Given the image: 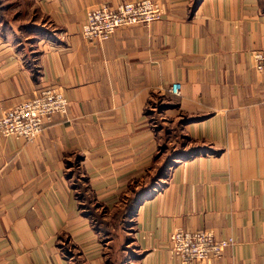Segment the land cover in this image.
<instances>
[{
  "label": "crops",
  "instance_id": "obj_1",
  "mask_svg": "<svg viewBox=\"0 0 264 264\" xmlns=\"http://www.w3.org/2000/svg\"><path fill=\"white\" fill-rule=\"evenodd\" d=\"M124 1L0 10V115L47 87L69 100L34 142L0 135V264H181L175 230L234 238L204 264H264V80L250 61L264 48L260 0H155L149 26L82 37L89 9ZM157 117L208 151L177 158L134 204L167 141Z\"/></svg>",
  "mask_w": 264,
  "mask_h": 264
},
{
  "label": "built area",
  "instance_id": "obj_2",
  "mask_svg": "<svg viewBox=\"0 0 264 264\" xmlns=\"http://www.w3.org/2000/svg\"><path fill=\"white\" fill-rule=\"evenodd\" d=\"M162 16L161 5L155 0H129L116 6L100 4L87 11L81 35L88 42H104L120 28L149 26ZM251 65L264 80V48L250 54ZM172 96L180 95L179 84L168 89ZM69 100L60 88L47 87L21 101L0 115V135L20 137L34 142L44 124L55 114H65ZM170 252L181 264L198 261L202 264L220 259L226 248L235 246L233 237L216 238L210 231L175 230L170 236Z\"/></svg>",
  "mask_w": 264,
  "mask_h": 264
},
{
  "label": "rangeland",
  "instance_id": "obj_3",
  "mask_svg": "<svg viewBox=\"0 0 264 264\" xmlns=\"http://www.w3.org/2000/svg\"><path fill=\"white\" fill-rule=\"evenodd\" d=\"M2 4V6H1ZM11 4H13V0H3L2 3H0V10H2V13L9 16V18H12L13 12H15L16 8H14ZM7 6L9 8H7ZM2 7V9H1ZM254 51V50H253ZM252 52V51H251ZM251 54V53H250ZM157 121L159 125L163 126L165 128L164 132H168L166 137L167 141L164 142V145L160 148L159 152L153 157V162L151 163V169L149 174V179L147 180V183L151 186L152 182L156 184L159 183L157 177L162 179L165 177L168 173L169 167L173 165L174 162H176L180 154L183 152H188L192 149H196L198 147H201L197 143L184 138L182 134L180 133L179 128L176 125H170L168 118L164 120H160L159 117H157ZM164 121V122H163ZM163 122V123H162ZM169 134V136H168ZM176 160V161H175ZM84 181H80L79 185L82 186V183ZM149 186V185H148ZM146 188V187H144ZM143 186H140L136 189L135 186L131 189V192H129V196H137L138 192L144 189ZM98 210L101 211L102 215L105 213L107 217L110 218L111 213L107 214V210L104 208L97 207ZM100 213V212H99ZM130 224V223H129ZM128 224V226H129ZM125 227V225H124ZM131 242V239L129 238L128 243ZM131 246V244L129 245Z\"/></svg>",
  "mask_w": 264,
  "mask_h": 264
},
{
  "label": "trees",
  "instance_id": "obj_4",
  "mask_svg": "<svg viewBox=\"0 0 264 264\" xmlns=\"http://www.w3.org/2000/svg\"><path fill=\"white\" fill-rule=\"evenodd\" d=\"M260 3H261L262 8H263V10H264V0H260ZM187 139H188V138H187ZM205 151H208V148H207V147H202V146H201V147H198V148H196V149H192V150H190V151H188V152H183L182 154L179 155V156H181V157H178V158H179V159H180V158H190V157H193V156H195V155H197V154H199V153H201V152H205ZM209 151H210V150H209ZM175 161H176V160H175ZM174 163H176V162H174ZM157 179L159 180L160 178L157 177ZM152 185H153V186H151V182H150V186H149L148 188L139 191L138 194H137V196H135V197L132 196V197L130 198V201H131L132 203L136 204L138 201H140V199H142L143 197H145V196L147 195V193H148L149 190L151 191L152 187H155V186H154V185H155L154 182H152ZM79 187H80L82 190H84V187H83V186L79 185ZM129 211H130V209H126V210H124V211L121 212V213H126V212H129Z\"/></svg>",
  "mask_w": 264,
  "mask_h": 264
}]
</instances>
